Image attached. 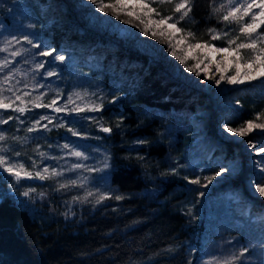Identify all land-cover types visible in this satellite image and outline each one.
I'll list each match as a JSON object with an SVG mask.
<instances>
[{"label":"rangeland","instance_id":"1","mask_svg":"<svg viewBox=\"0 0 264 264\" xmlns=\"http://www.w3.org/2000/svg\"><path fill=\"white\" fill-rule=\"evenodd\" d=\"M33 1L36 2V8L39 12L36 20L31 19L30 13L26 12L28 7L26 0H0L2 2L0 8H9L10 14L8 15L9 21L0 22V47L12 35L17 37L28 35L34 44L41 45L40 48H33L21 41L20 44L12 45L9 52H0V60L7 57L12 61L7 68L0 72V87L3 88L4 102L12 103V108L19 106L27 109L37 108L34 107L35 103L47 105L53 99H56V105L38 108L36 117H33L32 120L25 117V119H18V124L23 130L21 136L16 135L19 140L5 139L0 141V147L6 149L0 154L8 156L13 164H23L24 169L33 174V178L22 176L19 181L14 179V186H22L27 181L47 183V188L52 192L62 194L59 201L63 202L67 210L83 203L73 202V197L84 198L88 192H93L94 195L87 197L86 200L95 201L97 190L111 191L108 179H99L104 175L103 172H89L85 168L71 170L72 165L76 163H81L86 168H102L105 162L110 165L108 145L104 142L99 125L84 119V117L92 116L100 120L97 112L74 113L65 111L57 113L54 110L55 107L70 109L79 106L89 108L93 104L100 103L101 99L106 105L109 104L112 96L118 98L121 96L114 79H107L109 80L108 83L101 82L102 77L99 75L98 69L95 68L96 71L92 72L93 67H81L76 62H71L70 58H66V51L76 50L79 55H84L82 57L85 59L83 64L98 58L106 61V64L111 63V69L119 75L125 74L128 70L134 71L130 80L144 69H155L160 74L161 83L172 84L173 87L185 92L188 98L193 101L199 99L201 104L198 106L197 112L190 116V121L188 124L185 122L184 127L175 130L173 127L175 123L171 122L173 117H168L165 125L158 128L156 132L159 135L158 140L169 145V152L166 156L163 154L162 157L155 160L156 170L159 171L157 175L162 176L163 172H168L172 167L180 166L178 167V175L169 176L180 179L185 176L189 179L199 177L200 184H191L193 190L203 191L204 195L210 196V199H214L217 194L224 195L229 200L227 203L233 202V208L239 207V210L245 208L248 218L253 215L251 221L258 222L260 219L264 223V197L255 191L258 176L264 169L260 163L262 158L261 154H257L248 147L249 140L260 146V141L264 138L259 130H255L246 137L229 133L224 122L225 109L237 105L236 93L233 91L241 92L242 90L239 89L243 85L253 81L244 84H228L226 80H222L220 85L215 83V80L220 77V72L216 70L217 65L226 77L234 76L237 67L243 72L247 58L252 54L250 50H241L240 55L244 59H241L234 67L236 61L233 60L232 49L235 45L229 48L226 56L207 48H193L189 55L197 56L199 59H189L188 65L191 67L196 63H201V67L206 68L207 75H213L212 83L208 84L204 71L201 72L200 76H196L194 72H187L184 65L169 54L170 47L166 35L153 36L151 31L148 32V35L142 34L145 24L150 23V21L159 20L165 16L173 17V20H169L168 23L178 20L179 13H175L174 8L180 0H171L172 8L168 9L166 13L157 8L161 4L160 0H144V3L155 9L160 15L143 16V22L137 19L135 15L129 16L124 11L113 12L111 7L100 12L92 0ZM224 2L226 3V0ZM104 3H115V0H104ZM86 6L89 8H83ZM129 10L142 13L139 8H130ZM253 11L259 10L253 9ZM111 15L118 17L111 20ZM186 18L189 19V17ZM248 19L249 17L245 18V20ZM220 22L221 24L216 28L213 27V29L220 34L228 31V37L223 40L211 39L210 41L187 38L188 31L177 24V27L183 31L175 36L173 44L176 40H186L185 44L177 46V54L185 55L188 46L196 43L211 44L216 48L229 47L227 39L237 37L239 28L236 25H226L222 20ZM132 24H137L140 27L139 31L133 32ZM156 27L159 29L161 26L156 25ZM47 29L56 30L57 34H62L64 43H66L64 45L65 50L56 49L52 43L42 40V33ZM145 38L148 41H145ZM155 38H158L157 43L153 42ZM90 39L93 41H89ZM242 41L247 42L244 37L236 39V43ZM180 48H184L185 51L181 52ZM17 49H29V51H22L20 56L13 58L11 52ZM52 49L55 50L53 57L37 54ZM159 50H163L164 54H159ZM54 55H63L65 60L56 61ZM41 62L45 63V68L37 71L35 65ZM48 71L55 72L57 75L49 77L46 75ZM9 72L12 73V76L5 84L3 78L8 76ZM113 73L111 72V76ZM128 77L127 75L126 78ZM36 84L41 85V87H34ZM41 93L44 95L42 96ZM76 93H79L82 99H77ZM70 95L73 103L68 101ZM16 96H20L21 100H16ZM42 116L50 117L51 123L49 120H41ZM175 119L178 121V118L175 117ZM37 120L40 121V125H48L47 129L38 127L36 131L29 132L28 128L32 127L34 121ZM26 121L27 127L23 124ZM58 124H64L65 127H56ZM68 128H72L82 135L72 136L67 131ZM179 130L182 131L181 134H177ZM53 131L54 137H51ZM58 134H61L60 137ZM184 135L185 137L182 138ZM66 143L70 145V149L83 152L87 159L67 155L69 149L59 147ZM228 143L232 144L234 148V157H228L225 152ZM37 145H39V152L46 153V156L41 157L39 155ZM17 152L20 153L19 156L15 155ZM216 159L220 160V165L215 161ZM33 161H35V166H33ZM162 164L163 167H160L161 170H159V166ZM44 167H47L49 171L53 168L65 171L61 176L40 180L35 177V173L41 172V174L46 175L43 173ZM221 168L228 169V171L223 172L218 177L214 176ZM108 170L105 171L108 172ZM206 177H214V179L208 183ZM71 180H76L77 185L59 188L60 184H68ZM81 182H83V187L79 186ZM204 185L207 186L204 187ZM26 187L28 189L22 190L21 198L27 201L32 186L28 184ZM26 191L29 192V196L23 195ZM41 194L44 193L38 192V199H43L46 196ZM191 207L193 208V204ZM227 220H229L228 217L223 220L226 223L223 227V229L226 228L223 237L210 236L203 256L200 257L202 264H211L213 258L224 261L233 254H238L241 247H248L249 249L252 247L251 251L244 254L243 264H264V244L255 246L252 240L241 235L238 222L230 224ZM214 231L216 234L217 230ZM237 264H241V262L238 261Z\"/></svg>","mask_w":264,"mask_h":264},{"label":"trees","instance_id":"2","mask_svg":"<svg viewBox=\"0 0 264 264\" xmlns=\"http://www.w3.org/2000/svg\"><path fill=\"white\" fill-rule=\"evenodd\" d=\"M223 3L224 0H192L189 19L180 21V27L194 33L197 40L210 41L207 30L221 24L222 14H213L212 8ZM26 4V12L36 20L39 14L36 2L26 0ZM157 8L166 13L172 4L164 2ZM8 15L9 8H0V22L9 21ZM55 31L45 30L42 40L65 50L62 34ZM67 57L81 67H93L92 72L98 69L101 82L108 83L107 79L112 78L119 87L118 100L104 105L97 114L104 126L113 128L111 134L100 131L110 155L107 178L110 192L113 197L123 195L125 199H107L102 205L86 200L67 210L59 201L62 194L52 192L47 183L27 181L14 186V178L0 169V264H188L189 261L202 264L200 257L210 236H224L226 217L230 224L238 222L241 235L255 246L264 244V223L260 219L251 221L254 216L248 218L245 208H233V202L227 203L224 195L217 194L214 199L200 196L203 191L193 190L184 179L157 175L155 160L169 152V145L158 140V128L165 125L168 117H173L175 130L184 127L197 112L199 99L193 101L172 84L161 83L155 69H144L130 80L134 71L119 75L111 69V63L102 59L94 58L83 64L84 55L76 50L66 51ZM239 90L242 91H233L239 103L225 109V124L236 128L247 120L264 123V115L255 119L258 112L264 111V80H254ZM37 112L38 108H29L21 115L14 108L0 109V118L11 115L32 120ZM121 115L125 119L116 129ZM18 123L13 119L6 125L0 124L6 139L15 141L16 135H22ZM23 124L27 127V121ZM140 139L149 143L133 145ZM260 147H264V140L260 141ZM137 152L146 159L136 160ZM225 152L228 157L235 156L230 143ZM260 156L264 168V154ZM215 161L220 165V160ZM160 167L163 164L159 170ZM256 183L264 184L261 173ZM28 184L34 191H30L26 201L22 200L21 192L28 189ZM38 192L46 196L38 199ZM167 248L174 251L163 252Z\"/></svg>","mask_w":264,"mask_h":264},{"label":"snow or ice","instance_id":"3","mask_svg":"<svg viewBox=\"0 0 264 264\" xmlns=\"http://www.w3.org/2000/svg\"><path fill=\"white\" fill-rule=\"evenodd\" d=\"M161 3H164L165 0H160ZM167 2H171V0H167ZM92 3L96 5V8L100 12H104L106 8L111 7L113 12L119 13L120 11L126 12L127 15L133 16L135 15L137 19H140L143 22L142 17L155 14L156 16H159L160 13L156 12L155 9L149 7L148 4L144 3V0H115V3L111 4H105L104 0H92ZM136 9L139 8L142 10V13H135L134 11H131L129 9ZM226 9V11H224ZM253 9H258L259 11H253ZM147 10V11H143ZM192 11V0H180L179 3L175 5L174 12L179 13V19L175 20L173 23H168L169 20H173L172 16H165L159 20H153L150 21V23L145 24V28L142 31L143 35H148V32L151 31L153 36L160 35V36H167L168 37V43L170 47V52L169 54L174 56L176 60L180 62V64L184 65V68L187 72L190 73H195L196 76H200L201 72L204 71L206 78L207 77V72L205 67H201V63H196L194 66H189L188 65V60L193 59V60H198L199 58L197 56H191L189 55L192 52V49H201V48H207L210 51H214L217 53L221 54H226L229 51V48L232 47V45H235V47L232 49L234 55H233V60L236 61V64L233 66L236 67V65L239 63L241 59H244L240 53L241 50H250L251 55L247 58V61L245 63V67L243 72L240 71L239 67H237L236 74L234 76H225L223 71H221L219 65H217V71L220 72V77L219 79L215 80V83L217 85H220L222 80H226L228 84H244L246 82H251L257 79H262L264 80V0H226V3L220 4L218 6H214L212 8L213 14L216 13H222L220 15V20H222L226 25H236L239 28L238 36L234 37L233 39H227V44L229 47L226 48H216L211 44H201V43H196L194 45H189L187 48V53L183 56L177 54V46L181 44H185L186 40L181 39V40H176L175 44H173V39L178 33H181L183 30L179 27H177V24H179L180 21H183L186 17L189 16V13ZM246 17H249L248 20H245ZM156 25H160L159 29L156 27ZM259 30V31H258ZM209 35L211 36L212 40H223L226 39L229 35L228 31L223 32L222 34L216 33V30L213 28H209L208 30ZM239 37H244L247 42H240L236 43V39ZM187 38L189 39H195V35L192 32H187ZM21 41L26 42L27 44L31 45L33 48H40L41 45L34 44L32 39L29 38L28 35H20L17 37L16 35H12L9 39H6L4 41V44L2 47H0V52H9L10 48L14 44H20ZM22 51H29V49H17L16 51L11 52V56L13 58L20 56ZM181 52H184V48H180ZM55 50H45L43 52H38V55L45 56V57H53ZM207 59V57H205ZM54 60L56 61H63L65 60V57L63 55H54ZM12 61L9 60L7 57L4 60H0V72H2L5 68L8 67V65ZM36 70L38 71L41 68H45V63H37L35 65ZM41 75H44V73H41ZM46 75L51 77L57 75L55 72L48 71L46 72ZM12 73L9 72L8 76H5L3 78V83H8V80L11 78ZM27 87V85H25ZM34 87H41V85L36 84ZM11 91V89H9ZM3 88L0 87V109H9L12 108L13 105L12 103H5L4 102V97L2 96ZM43 96L44 94L41 93ZM77 99H82L79 93H76ZM58 98V97H57ZM16 100H21L20 96H16ZM37 100H39V97H37ZM118 100L117 96H112L111 101L109 103L115 102ZM69 103H73L72 101V96L70 95L68 97ZM239 103V101H237ZM56 105V99H53L50 104H43V103H35L34 107L40 108V107H53ZM104 109V102L101 99V102L98 104H93L89 108H81L79 106H74L72 108H67V107H55V111L57 113L59 112H74V113H82L85 111L88 112H102ZM14 111L17 113H20L23 115L26 111H29L26 107L19 106L15 107ZM264 115V111L258 112L256 114L255 119L259 120L261 116ZM13 119H20L19 116H11L9 115L7 119H0V124L6 125L8 124L9 121H12ZM41 120H49V123H51V118L50 117H41ZM84 119L91 120L94 123H97L100 127V131L103 133H109L111 134L113 132L112 127H106L103 125L101 120H97L96 118L92 116H87L84 117ZM102 119V118H101ZM125 117L121 115L120 117L117 118V123L115 125L116 129H119L124 121ZM38 127H44L47 129L48 125H40V121H34L33 126L28 128L29 132H34L37 130ZM56 127H65L64 124H58ZM227 131L229 133H234L240 137H246L249 136V134L253 133L255 130H259L260 134L264 136V123H257L254 120H247L244 121V124L233 128V127H228L225 125ZM68 132L72 134V136H81L82 133L72 129L68 128ZM6 139L5 133L3 131H0V141H4ZM14 139L19 140V137H14ZM149 141L140 139L136 140L133 142V145H145L148 144ZM51 147V146H50ZM62 149H69L67 155L70 156H75V157H80L87 159L85 157V154L80 151H75L70 149L69 144H63L60 145ZM248 147L257 154H264V147H260L258 144L253 143L251 140L248 141ZM134 150V149H133ZM6 149L3 147H0V153L5 152ZM37 151L39 152V145H37ZM16 156H19L20 153H15ZM39 155L41 157L46 156V153L44 152H39ZM131 157H126V159H129ZM135 159L138 161H144L146 159L145 156H142L137 152V155L135 156ZM33 166H35V161H33ZM178 167H172L168 172L162 173L163 176H169V175H178ZM80 168H85L86 171L89 172H103L104 175L99 177L101 180H107L109 176V172L105 171L106 169L110 168V165L105 162L102 168H86L85 165L81 163H76L72 165L71 170L75 169H80ZM0 169H2L4 172H7L10 174L12 178L15 180L19 181L21 180L22 176L27 177V178H33V174L30 172H27L24 169L23 164H13L10 162L8 156L0 154ZM63 171L65 170H57L56 168H53L49 171L47 167L43 168V173L41 172H36L35 177L39 178L40 180H46V179H52L54 177L61 176L63 174ZM70 171V170H69ZM228 171V169L221 168L219 172H216L214 176L218 177L220 176L223 172ZM261 178H264V169L261 170ZM185 181H187L189 184L192 185H198L200 184V178L197 177L195 179H189V177L185 176L183 177ZM208 183H211L214 177H206L205 178ZM77 185L76 180H71L68 184H60L59 188H67L69 186H75ZM80 187H83V182L79 184ZM207 185H204L206 187ZM59 190V189H58ZM34 191V190H30ZM255 191L258 192V194L261 197H264V184L257 183L255 186ZM24 196H29V192L26 191L23 193ZM43 195V194H41ZM93 192H88L86 194V197L81 198V197H73V202H85L87 197L93 196ZM97 196V199L95 200L96 205H102L103 201L107 199L114 198L115 200H123L125 199V196L123 195H115L114 197L112 196V193L109 191H99L95 193ZM200 196H203L204 193L200 192ZM67 218V216H66ZM174 249L172 248H167L164 249L163 252L168 253L172 252ZM249 252L248 247H241L239 249L238 254H233L230 258L224 260V261H218L216 258H213V261L211 264H237V262H241L243 264V258L244 254ZM188 264H192V261H189Z\"/></svg>","mask_w":264,"mask_h":264},{"label":"bare ground","instance_id":"4","mask_svg":"<svg viewBox=\"0 0 264 264\" xmlns=\"http://www.w3.org/2000/svg\"><path fill=\"white\" fill-rule=\"evenodd\" d=\"M65 2L66 1H71V0H64ZM83 8H89V6H86V7H83ZM112 17H111V20H115V18H117L118 16H114V15H111ZM133 25V32H137V31H139V29H140V27L139 26H137V24H132ZM157 39L158 38H155V39H153V42L154 43H157L158 41H157ZM145 41H148V39L147 38H145ZM159 54H164V52H163V50H159ZM207 77H210V79L209 78H206L207 79V83L208 84H211L212 83V77H213V75L211 74V75H207Z\"/></svg>","mask_w":264,"mask_h":264}]
</instances>
